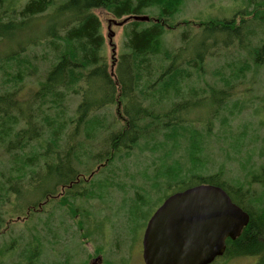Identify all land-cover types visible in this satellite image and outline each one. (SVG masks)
Wrapping results in <instances>:
<instances>
[{
  "label": "trees",
  "instance_id": "16d2710c",
  "mask_svg": "<svg viewBox=\"0 0 264 264\" xmlns=\"http://www.w3.org/2000/svg\"><path fill=\"white\" fill-rule=\"evenodd\" d=\"M58 1L28 0L18 8L0 0V42L28 36L0 57V228L8 232L22 217L29 219L31 212L34 217L45 216L43 210L53 199L55 210L67 208L76 216L74 202L94 200L95 190L101 191L104 184L125 192L113 171L132 159L148 157V180L133 186L138 199L126 198L133 206L126 213L129 241L141 224L138 215L164 185L166 191L175 188L173 193L212 185L223 189L248 214L249 222L235 240H226L224 254L211 264L245 257L264 264V165L256 166L248 154L243 161L256 168L244 169L245 183L233 181L225 168L229 152L240 149L237 139L226 141L245 106L232 100L231 91L236 83L247 81L248 73L264 67V0H246L228 19L198 23L200 42L174 50L164 47L163 38L174 28L170 21L185 0ZM52 7L53 15L45 18ZM97 9L115 19H131L122 27L125 52L113 71L102 56L101 22L93 12ZM44 22L46 26L40 27ZM34 23L37 36L29 31ZM254 36L258 44L252 47ZM233 45L246 51L248 59L234 64L232 77L217 72L220 87H191L203 78L205 58ZM36 48L41 54L29 57ZM37 58L49 59L50 64L36 88L24 93L25 83L37 75L32 64ZM72 98L77 99L74 107L69 106ZM255 98L257 130L264 131V94ZM110 107L117 108L120 121L107 122L105 110ZM251 138L254 144L258 136L253 133ZM219 154L226 159L216 166ZM257 158H264V132ZM124 175L133 179L126 171ZM30 192L36 198L26 203L24 195ZM167 196L159 197L156 207ZM5 210H17L18 216L10 218ZM27 243L30 250L26 255L23 249L21 257L39 261L40 239L32 234Z\"/></svg>",
  "mask_w": 264,
  "mask_h": 264
},
{
  "label": "rangeland",
  "instance_id": "374dc122",
  "mask_svg": "<svg viewBox=\"0 0 264 264\" xmlns=\"http://www.w3.org/2000/svg\"><path fill=\"white\" fill-rule=\"evenodd\" d=\"M27 1L8 0L11 5H16L18 8ZM59 1V3L62 2L61 0ZM245 2L246 0H185L180 12L170 21V25L175 26L172 30H168L164 36V47L174 50V48L184 47L186 44H198L202 34V29L198 26V23L210 18L228 19ZM53 9L54 7L50 8L43 16L45 18L51 17L54 13ZM151 11L156 13L155 10ZM93 12L101 22V30L104 37L102 56L106 58L109 70L113 71V66L119 56L125 52L123 47V24H126L131 19H115L100 9L94 10ZM185 22H189V25H185ZM35 26L36 23H34V29L29 31L30 33L33 31L34 36H37ZM39 26L45 27L46 22ZM257 36L258 38L262 36L261 31L257 32ZM257 36L250 38L252 47L258 44ZM26 38L28 36L23 34L13 42L2 40L0 42V57L8 50L16 48ZM218 52L219 55L213 58H205L203 78L198 82L199 84L194 82L191 87L197 90L199 88L206 89L208 86L220 87L221 83L218 81L219 75L217 72H223L227 78H231L234 73V64H239L243 59H248L247 52L239 50L235 45ZM33 53L40 55V48L30 51L28 53L29 55H27L32 57ZM32 64L38 68V72L35 77L25 83L24 93L29 89L36 88V82L41 80L50 64V60L37 58L36 60H32ZM246 80L244 83H236L231 91L233 96L232 100L243 101L242 104H245L246 107L244 106L242 114L232 122L231 134L228 135L226 141L227 143H231L233 139L239 141L240 149L235 148L229 152L230 160L226 161L225 168L227 176L233 179V181L239 179L240 183L247 181L244 172L245 168L251 166L256 168V166L264 165V158L260 160L257 158L264 131L257 130L258 117L253 114V111L258 105L255 97H260L264 94V67L256 72L252 71V75L248 73ZM72 99L73 101L69 102L70 107H74L77 103V99ZM105 112L109 117L107 122L114 121L113 119L120 121L116 107H110ZM194 124L196 126L200 125L198 122ZM243 126L246 127L245 130ZM253 133L258 136L254 144L250 143ZM215 141L217 144H223L216 139ZM95 145V142L92 143L93 147ZM248 154L252 155L250 157H252V162L256 166L252 165L250 161V164H248L249 162L245 163L243 161L244 158H248ZM219 156L216 157L217 161L214 162V164H217L216 166H220V162L226 159L222 154H219ZM138 159L130 160L125 166L119 165L113 171L116 176V181L124 186L125 192L118 191L113 187L108 188L104 184V186H101V191L95 190L98 196L94 200H76L74 202V206L78 207V210H75L76 216H71L67 208L55 210L54 206L56 201L53 199L49 201L52 204L47 207V210H43L45 216L34 217V214L31 212L29 219L22 217L18 223H13L10 226L8 232L1 227L0 264H143L141 257V239L146 222L153 210L157 208L156 204L159 202V197L172 194L175 188L166 191L165 185L163 184V191L159 192V194L155 193L153 198H149L145 204L146 210H144L143 214L140 213L138 215L141 224L137 223V232L135 231L134 233L133 241L132 239L129 241V232L127 230L129 224H127L126 213L132 210L133 206H129L131 202L130 200L126 201V198L132 200H135V198L138 199L139 194L137 196L134 194L135 188L133 186H139L143 180H148L149 176L146 175L151 174V169L145 167L150 162L148 157H140ZM241 162H244V165ZM145 169L147 170L146 172ZM125 171L133 179L129 177L124 178ZM99 179H102V177ZM107 180L111 181V178ZM149 182L147 186H149ZM252 188L258 190L256 185H253ZM136 190L139 189L136 188ZM100 196L102 197L99 198ZM35 198V193L30 192L24 195L26 203L34 201ZM5 211L8 213V216H12L10 218L18 216L15 213L17 210ZM84 211H87V213ZM145 212L148 214L147 219H143ZM27 213L28 211L26 210L25 214L27 215ZM130 224L134 226V223ZM34 227L36 229L35 232L32 231ZM32 234H35L40 239L41 257L39 261H36V258L31 259V256L21 257L23 249L24 254H26V250L27 252L30 250V247L27 246V241L31 238ZM117 247L120 249H117ZM97 258H99L98 261ZM93 260L96 261L93 262ZM222 264H255V258H236Z\"/></svg>",
  "mask_w": 264,
  "mask_h": 264
},
{
  "label": "water",
  "instance_id": "95a60500",
  "mask_svg": "<svg viewBox=\"0 0 264 264\" xmlns=\"http://www.w3.org/2000/svg\"><path fill=\"white\" fill-rule=\"evenodd\" d=\"M248 222V214L217 186L197 185L172 193L143 230V264H211L223 255L226 240H235Z\"/></svg>",
  "mask_w": 264,
  "mask_h": 264
},
{
  "label": "flooded vegetation",
  "instance_id": "af4514ba",
  "mask_svg": "<svg viewBox=\"0 0 264 264\" xmlns=\"http://www.w3.org/2000/svg\"><path fill=\"white\" fill-rule=\"evenodd\" d=\"M154 211H155V210H153V212H154ZM153 212H152V213H153ZM152 213H151V215H152ZM151 215H150V216H151ZM150 216H149V218H150ZM149 218H148V220H149ZM148 220H147V221H148ZM146 223H147V222H146ZM98 259H99V258H97V261H98ZM214 261H215V260H214Z\"/></svg>",
  "mask_w": 264,
  "mask_h": 264
},
{
  "label": "bare ground",
  "instance_id": "6f19581e",
  "mask_svg": "<svg viewBox=\"0 0 264 264\" xmlns=\"http://www.w3.org/2000/svg\"><path fill=\"white\" fill-rule=\"evenodd\" d=\"M224 251H225V250H224ZM223 254H224V253H223ZM221 256H222V255H221ZM221 256H220V257H221ZM95 261H96V260H93V262H95Z\"/></svg>",
  "mask_w": 264,
  "mask_h": 264
}]
</instances>
